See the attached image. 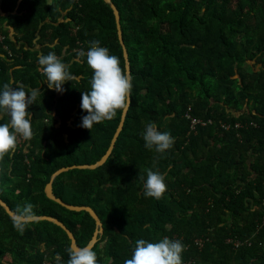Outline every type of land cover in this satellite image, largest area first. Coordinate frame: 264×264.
<instances>
[{
  "label": "trees",
  "instance_id": "trees-1",
  "mask_svg": "<svg viewBox=\"0 0 264 264\" xmlns=\"http://www.w3.org/2000/svg\"><path fill=\"white\" fill-rule=\"evenodd\" d=\"M112 2L131 67L129 110L106 162L57 175L55 195L101 218L104 232L92 248L100 264H124L137 239L164 237L183 242V264H264V0ZM94 40L126 66L105 0H0V86L39 89L29 106L32 137L18 135L15 149L0 156V197L17 214L31 206L24 216L59 219L80 247L96 220L45 188L58 169L102 158L122 118L118 109L92 129L80 126ZM49 52L78 78L63 92L48 87L38 63ZM193 118L207 124L194 129ZM8 119L0 112V123ZM152 122L174 137L163 154L141 136ZM149 168L165 175L159 199L144 195ZM16 221L0 204V264H67L63 227L21 221V231Z\"/></svg>",
  "mask_w": 264,
  "mask_h": 264
},
{
  "label": "clouds",
  "instance_id": "clouds-1",
  "mask_svg": "<svg viewBox=\"0 0 264 264\" xmlns=\"http://www.w3.org/2000/svg\"><path fill=\"white\" fill-rule=\"evenodd\" d=\"M87 50V64L93 69L90 89L83 91L81 108L86 114L81 118V127L92 129L93 125L111 119L118 109L124 110L130 103L133 87L130 73L121 65L120 58L112 54L99 40L91 41ZM85 56L84 51L77 53V62ZM39 65L47 77V85L58 92L65 91V81L78 79L68 66L54 53L40 54ZM39 89L26 92L23 86H12L4 83L0 86V112L9 116L6 122L0 123V156L15 149L18 135L30 139L33 135L32 112L29 106L34 104ZM196 128V127H195ZM194 128V129H195ZM145 147L163 154L174 144V137L168 131H161L152 122L147 123L141 132ZM143 189L144 195L159 199L167 190L165 175L159 170H146ZM31 206H26L21 215H32ZM16 227L23 231V223L16 221ZM184 244L179 239L164 237L158 241L137 239L130 258L124 264H183ZM67 264H100L97 253L89 246L69 247Z\"/></svg>",
  "mask_w": 264,
  "mask_h": 264
},
{
  "label": "water",
  "instance_id": "water-1",
  "mask_svg": "<svg viewBox=\"0 0 264 264\" xmlns=\"http://www.w3.org/2000/svg\"><path fill=\"white\" fill-rule=\"evenodd\" d=\"M105 1L110 3L112 8L114 9V13L116 16V22H117V28H118V36L120 38L121 44H122L123 49H124L126 67H127V70L131 76V67H130L129 55H128V50H127L126 44H125L124 39H123V31H122V26L120 23L119 10H118L117 6L112 2V0H105ZM130 103H131V93H130ZM130 103H129L128 107L123 110L122 118H121V121L119 123V126H118V128L114 134V137L111 141V144H110L107 152L102 156V158H100L97 162H95L93 164H74L72 166H66V167H62V168L58 169L56 172H54L52 174L51 180H50V182L47 183L46 188H45L46 194L49 198L56 200L57 202H59L60 204H62L63 206H65L71 210H75V211L86 210L96 220V229H95L94 235H93L92 239L90 240V242L86 245V246H89L91 248L94 247V245L96 244V242L99 239V236H101L104 232V226H103V222H102L101 218L99 217V215L96 213V211L91 206L69 204V203L65 202L64 200H62L61 198L57 197L54 193V190H53V181L57 175L61 174L62 172L68 171L70 169H74V168L95 169V168L103 165L106 162V160L108 159V157L111 155V153L113 151L116 140H117L121 130L123 129L125 119H126V115H127L128 110H129ZM0 204H2L5 207L6 211L15 220H20V221L49 220V221H52V222L60 225L61 227H63L66 230L69 238L71 239V247L72 246L80 247L77 243V240H76L74 233L69 228H67V226L62 221H60L59 219L52 217V216H48V215L24 216L21 214H17L11 210L9 205L5 201H3V199H1V197H0Z\"/></svg>",
  "mask_w": 264,
  "mask_h": 264
},
{
  "label": "built area",
  "instance_id": "built-area-1",
  "mask_svg": "<svg viewBox=\"0 0 264 264\" xmlns=\"http://www.w3.org/2000/svg\"><path fill=\"white\" fill-rule=\"evenodd\" d=\"M197 124L206 125L207 122H205L201 119L193 118L192 119V127L195 128L197 126ZM240 243H241L240 241H236V246H238Z\"/></svg>",
  "mask_w": 264,
  "mask_h": 264
}]
</instances>
